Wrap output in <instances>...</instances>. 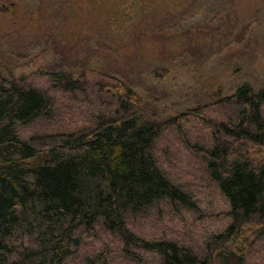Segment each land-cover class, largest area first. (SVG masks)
<instances>
[{
  "label": "trees",
  "instance_id": "trees-1",
  "mask_svg": "<svg viewBox=\"0 0 264 264\" xmlns=\"http://www.w3.org/2000/svg\"><path fill=\"white\" fill-rule=\"evenodd\" d=\"M100 16L113 24L127 18L123 9ZM39 75L40 83L0 77V264H114L102 236L130 261L152 253L158 264H251V247L264 241V158L256 159L264 151V89L244 84L213 104L207 139L191 141L189 121L148 119L139 96L117 78L88 68ZM77 111L85 120L74 126ZM39 121L58 129L21 135ZM170 126L228 202L230 222L202 249L131 227L160 204L195 210L188 183L170 174L166 155L165 166L157 157ZM89 240L97 247L80 253Z\"/></svg>",
  "mask_w": 264,
  "mask_h": 264
},
{
  "label": "rangeland",
  "instance_id": "rangeland-1",
  "mask_svg": "<svg viewBox=\"0 0 264 264\" xmlns=\"http://www.w3.org/2000/svg\"><path fill=\"white\" fill-rule=\"evenodd\" d=\"M102 9H123L127 18L119 24L103 16L96 20ZM84 68L131 88L148 119L182 116L189 121L183 126L191 141H204L209 133L204 119L216 115L213 104L244 84L264 89V0H0L1 78L26 76L40 83L38 74L77 76ZM79 113L74 117L81 121L74 126L85 120ZM171 127L157 143V157L163 166L160 153L166 155L170 174L188 183L195 210L160 204L130 226L145 238L202 249L204 239L230 222L228 202ZM54 129L39 121L20 133L29 137ZM263 158L264 151L256 155ZM100 240L111 245L114 264L159 263L152 253L130 261L113 241ZM254 244L251 264H264V241ZM86 245L80 253L88 255L97 247L91 240Z\"/></svg>",
  "mask_w": 264,
  "mask_h": 264
}]
</instances>
